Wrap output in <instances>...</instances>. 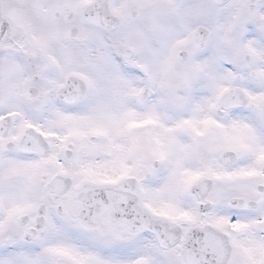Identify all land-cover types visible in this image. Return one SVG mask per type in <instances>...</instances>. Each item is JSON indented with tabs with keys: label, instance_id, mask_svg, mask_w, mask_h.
<instances>
[{
	"label": "snow or ice",
	"instance_id": "1",
	"mask_svg": "<svg viewBox=\"0 0 264 264\" xmlns=\"http://www.w3.org/2000/svg\"><path fill=\"white\" fill-rule=\"evenodd\" d=\"M0 264H264V0H0Z\"/></svg>",
	"mask_w": 264,
	"mask_h": 264
}]
</instances>
